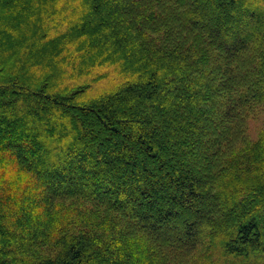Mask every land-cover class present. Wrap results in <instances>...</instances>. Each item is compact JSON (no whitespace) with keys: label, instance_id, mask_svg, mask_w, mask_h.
Returning a JSON list of instances; mask_svg holds the SVG:
<instances>
[{"label":"trees","instance_id":"1","mask_svg":"<svg viewBox=\"0 0 264 264\" xmlns=\"http://www.w3.org/2000/svg\"><path fill=\"white\" fill-rule=\"evenodd\" d=\"M259 119L264 0H0V264H264Z\"/></svg>","mask_w":264,"mask_h":264},{"label":"rangeland","instance_id":"2","mask_svg":"<svg viewBox=\"0 0 264 264\" xmlns=\"http://www.w3.org/2000/svg\"><path fill=\"white\" fill-rule=\"evenodd\" d=\"M103 72L106 74L108 80L111 83L117 85V84H120V83L123 82L120 78H116V76H114V74L112 73V71H110V70H103ZM63 78L65 79V77H62L61 78L62 81L64 80ZM52 86H54V85H52ZM96 88H98V86L94 87L93 89H90L86 94L82 95L80 99H82L84 96H87L89 93H91L92 90H94ZM80 102H81V100H80ZM263 122H264V120H262V119H259V121L258 120H255V121H252L251 122V125H250L251 126L250 135L252 137V140L253 139H256L261 134V130H262V127H263Z\"/></svg>","mask_w":264,"mask_h":264}]
</instances>
